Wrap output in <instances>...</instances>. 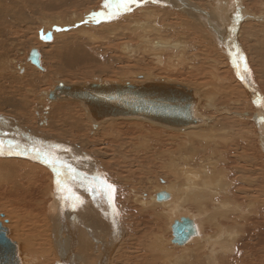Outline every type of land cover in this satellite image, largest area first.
<instances>
[{"label":"bare ground","instance_id":"obj_1","mask_svg":"<svg viewBox=\"0 0 264 264\" xmlns=\"http://www.w3.org/2000/svg\"><path fill=\"white\" fill-rule=\"evenodd\" d=\"M204 1L207 3V5H205L206 7L200 3L201 0H139L138 4L130 5L129 9L123 14H118L115 17L109 18L107 15H96V17L92 16L93 13H107L109 11V9L104 8L106 0H36V2L35 0H0V140H2L5 145V154L0 155V208L9 209L7 212L4 211L5 213H0V215L4 214V217L1 218V222H8L10 232L15 236V238L13 235H10V237H13L12 239L19 243L18 252L17 243L12 241L7 234V238L15 244V256L18 258L20 264H47V262L48 264H114L118 260H121L124 264H128L132 257L135 256L140 258V261L143 262L142 264H184L190 259L188 258L189 256H184L186 254L181 253V251H188L186 250L187 248H189L191 251L196 247H199L201 251L203 249H208L205 253L204 261L206 264H215L214 262L216 261L217 254H220V252L231 253L234 250L235 246L233 247V245L235 239L238 238V230L232 228V223L225 225L223 222H220V218L218 217H221L222 220L233 219L232 204L234 201L232 203V197L236 195V199L239 195L235 194L232 196V181L226 184V179L223 178V182L219 175H217L219 177L218 178L216 176L214 177L212 175L213 173L210 175L211 172L202 173V171L206 172V170L202 169V165H204L205 163L203 162H207V160L205 159L204 161L202 158L203 162L201 164V160L196 159L197 154H194L195 151L192 149L193 144L190 145L192 143L191 138H194L190 133L192 129L200 128V132L201 129H203V131L206 133L205 138L207 140H209V137H211L210 133L216 132L218 127H221V130L224 131L222 125L220 126V122L213 119H216L218 115L221 116L220 112L223 114H229V111L225 107H221L222 110H217L218 114L215 115V112L213 111L215 105H212L213 100L211 102L209 101L208 94L204 95L203 93L202 96L198 90H191L195 99V105L198 98L197 105L193 108V114L195 119L199 120L200 124H202L200 127L197 126L196 128H186L182 130L187 137L185 136L183 141L176 143L177 146H175L176 149L173 152V142H170L171 140L169 141L168 138L165 140H159L156 138L155 144H151L152 146L146 144V149H142L141 153H138L133 158H129L127 160L122 154L123 147L121 144H124L122 140H124L125 137L129 135V133H123L121 128L116 130L115 127L117 125L115 126V124H113V122H119L121 120L115 119L99 122L103 119L95 120L93 117H91L90 112L81 102H79V105L77 104L80 108L79 110L82 112L81 116L79 117L80 119L77 118L74 122H72V120L75 118L72 117L71 119L68 118L67 123L64 121L62 122L71 127V130L68 133H71L72 129H80L83 132L86 131L91 135V137L93 135H99L101 132L105 133V135H102H104L108 142L104 143V147L101 149L93 148L96 146L95 144H93V147L92 145H90L91 147L89 146L90 140H88L86 132L82 135V137L80 136L81 139L79 138L77 143L71 142L69 139V134L65 135V138H59L54 133L50 134V129H55L56 124L53 126L52 123H54L53 121L56 120L55 116L57 115H53L54 120L52 121L50 117L52 116L50 115L52 113L49 111L48 112L50 114L48 112H46V114L50 116H43L44 121L40 122L41 125L33 129H30L24 125L22 126V122H24V120L21 118L23 115L12 112V110H23L25 108V103H27V99L23 98L28 95L27 93H32V95H34V93H36V89H34V87L36 88L38 85L37 84L35 86V83H42L40 82L41 78H39V73H42L45 67L42 52L37 48L30 49L29 47V51L24 50L23 48H25L26 44L32 42V39L41 40L40 36L46 34L47 32L52 34V42L46 43L45 46L49 49L48 51H50V58H55L58 61V63L53 64V69L55 68V71L61 67H63V69L67 68L70 70L73 67H79L83 69L85 65L90 62H101V64L104 63L102 60H104L105 56L98 53V57L96 56L97 58H94L90 53H88L90 49L87 48L88 50H85V47L96 43L102 44L96 46L98 49L102 48L104 50L107 48L104 51L109 54L110 52L108 51L113 45L112 43L117 42V47L119 50L109 54L110 57H108L109 59H115L116 61L119 60L124 62V64L125 62L127 63V60L130 58L123 55L122 51H125L124 49H131L134 52H140V54L144 56H156L154 59L156 62L154 61V63L162 62L166 54L167 57L170 56L171 59L183 61L184 58L186 59L185 53H188L189 51L186 49L187 52H185L183 49L184 46L181 44L186 45L190 43L191 46L192 44H195L201 48L204 54H207V52L211 53L213 57H215L214 61H216V63L217 58L220 63L222 62L220 61V58L223 57L225 63H228L229 68L227 69L230 71L231 69L234 71L232 61L238 63V69L237 71H234L237 72L238 75L236 76V73L234 74L239 83H241L244 87L245 91L249 93L250 97L255 99L259 106L258 109L256 108V114L260 117L255 115L254 118L255 125L257 127L256 133L258 134V144L261 150L260 153L261 155H264V99L257 92L254 83L249 79L245 67L248 62L246 59L248 60V58L245 54H243L244 51L241 45H238L239 41L242 40V37H246L245 44L247 45L248 53L251 54L257 67H259V77L264 80V30H257V28H259L258 26H262V28L264 26V10H255V8L251 9L248 7L250 5L245 6V0ZM256 1L257 0H246V3H253ZM243 6H245L244 10ZM29 9L31 10V13H27V10ZM80 9H83L84 13L79 12ZM111 10L115 11L114 8ZM41 11L54 13L49 21H47L48 19H45L46 22H42L44 30L38 33L34 32V35L30 37L28 33H30V31L33 29L31 28L29 31H27V25L30 22H36V20L43 21L44 17H46L43 16L44 12L40 15H37V13ZM63 13L64 16L61 15ZM57 14L60 15L57 17ZM104 17H106L109 22L99 21ZM34 25L35 24H33V28H35ZM30 26H32V24ZM37 26L40 27L39 25ZM62 28H67V30L65 31ZM175 30L180 31H178L179 33L177 37L173 38L176 35L173 33ZM42 44L44 45V43ZM31 50H36L40 55L39 67L32 65L28 60ZM197 50L199 51V49ZM99 52H101V50H99ZM128 53L130 54L133 52ZM237 53L244 59H238ZM220 54L222 56H220ZM19 58L22 61H20ZM206 60L208 61L207 58ZM110 61L107 60V62ZM166 62V65L169 64L170 61L168 58L166 59ZM178 62L179 61H177V64ZM138 63V61H135L133 64L130 63V65H138ZM50 65L49 67L52 66ZM107 65H109V63ZM130 65H128V67ZM170 67L172 66L170 65ZM61 69L59 70L61 71ZM111 69H113V66ZM105 70L104 72H107ZM157 71L158 70H156V72ZM211 72H213V70ZM104 77L103 80L107 79ZM125 77L127 78V76ZM148 77L151 78V75ZM126 78H121L120 83H129L127 82L129 80H126ZM138 78H140V75ZM146 78L147 77H145V79ZM193 81L196 82V80H192V82ZM221 81L225 82L226 80ZM13 82L16 83L15 86L17 87H14ZM157 82L160 81L157 80ZM101 83H103V81ZM81 84L78 87L86 86V84ZM115 84L117 83L115 82ZM195 84L192 83V85ZM187 85L189 86V84ZM187 85L186 87H188ZM192 85L190 84V86ZM251 87L253 88L252 92L249 91ZM189 88L190 87H188V89ZM191 88H193V86ZM50 92H52V90ZM50 92L42 90L38 96L40 95L39 97L45 100L44 102L49 104V102H52V99L48 98V94ZM225 94L229 95L227 92ZM20 96L23 100L19 101L17 97ZM30 98H32L31 95ZM57 99L68 100L65 98ZM46 100H48V102ZM4 105H9L12 110L10 112L9 110L4 111L3 108H1V106ZM209 111H213L214 113L210 114L208 113ZM249 119H251V116ZM129 120L140 123L147 122V124L149 123L152 126L154 125L152 123L153 121L148 122L149 119L146 121H144V119ZM124 121H127V119ZM229 122L231 123L230 125H232V117L230 118ZM107 124L109 126H106ZM48 125L52 126L50 127ZM157 127L164 129L162 126ZM165 127L167 129V126ZM43 128L50 129L43 130ZM218 130L220 129L218 128ZM106 131L108 132L106 133ZM228 132H230V129ZM160 133L163 134V132ZM200 138L202 139V136ZM143 139L148 141L147 138ZM120 140L122 143H119ZM8 141L19 142L22 145L39 149L41 152L47 151L50 154L51 160L56 164V170L62 173L61 187L57 189L56 186V171L53 170L49 163L44 162L42 158H36V153L34 151L25 156L8 155ZM115 142L119 144L115 145ZM114 147L116 148L114 149ZM126 148L124 150H126ZM155 150L162 156L164 154H168V159L166 160L167 162L164 161L165 167L163 168L164 170L167 168L168 172H170L171 175L175 177H171V179H173L172 182L164 181V184L162 185L156 181L154 184H152L153 181L150 180L151 183L149 184L151 185L149 188L147 187L143 189L140 187L142 185H137L138 183L134 184L135 186L131 185L132 187H129L127 186L128 184H125L124 182L126 177L122 178L120 177L121 174L120 176L118 175L120 171L118 167H116V172L112 171L113 166L111 167V165L114 164L118 166L119 164L120 166L124 160L126 161L123 164L124 166L122 165V168L127 166L129 169H131L134 167L133 163L137 164L138 168H142L144 163L153 162ZM132 151L134 152V150ZM112 154L113 156H111ZM57 157L59 158L58 160L56 159ZM236 157L234 159H237ZM141 158H143L144 162L139 161ZM214 158H216V156ZM221 160L222 159L219 161ZM107 161H112V163L109 164V167H107V164H105ZM160 163L162 164V162ZM64 165H68L70 169L74 170V173H70L69 170L64 167ZM207 167H210V165ZM100 168L103 170L109 169V171L113 173L112 175H114L113 179L111 178L112 175L108 176L104 174L105 172L101 171ZM128 173H130V171ZM225 173H227V171L224 172L223 175H225ZM73 174L76 175L77 179L71 178ZM43 176L46 177L45 180ZM95 176L106 178L107 182L111 183L115 187L116 185L118 187H122V199L119 200V197L117 199L115 197L116 203L114 202V206L117 208V210L114 207H109L107 199L101 193L99 180L93 181V177ZM83 177H87V179L83 180L82 182ZM179 177H183V179H178ZM130 183H132V181ZM141 190H145L146 192H141ZM244 190L246 191V189ZM223 191H225V193H223ZM160 192H166L169 195V198L167 200L157 201L156 195ZM93 193H97V195L93 196ZM217 193H223L222 196L224 195L222 198L223 200H220V202H218L220 198L217 200L215 199L216 197H213ZM227 194H229V196L231 195L232 197H228ZM77 197H79V201H77ZM245 197L247 198L246 195ZM242 200L240 202L244 203ZM127 201L131 202L133 205L135 204V210H138L137 214L140 212H142V214L150 213L149 215L153 217L152 219L154 221L163 219L164 222L166 220V223L164 222V224H167L168 231L170 232V238L164 239L162 234H160L159 236H155L154 240H152L154 243L152 241H148L150 242L149 246L146 244L142 246L140 244L141 247L139 248L138 245H136L138 237H140L142 240L145 239L148 233L147 229L151 228L152 226H150L147 222L145 227L141 229L138 228V232L141 231L140 236L136 230H134V228H128L132 225L131 223H128L129 226H123L122 220H127V217L126 219L123 218L125 214V203H127ZM235 204H233V206ZM238 208L236 206L233 209L236 210L235 212H237V210H240ZM114 213H118V216H116L115 225L113 224ZM182 217L188 218L193 222L196 235L191 236L185 244L178 246L172 244L173 236L171 226L175 220H180ZM237 219L241 220L243 217H239ZM206 226L213 229L212 233L209 235H202ZM173 248H176L177 250L180 249V251H178L180 256H175V254L171 252ZM133 252L136 254H131ZM198 255L199 254L197 253V257ZM190 258H192V256ZM201 261L202 260H200V262ZM190 262L192 263V260L189 261V264H191Z\"/></svg>","mask_w":264,"mask_h":264},{"label":"rangeland","instance_id":"obj_2","mask_svg":"<svg viewBox=\"0 0 264 264\" xmlns=\"http://www.w3.org/2000/svg\"><path fill=\"white\" fill-rule=\"evenodd\" d=\"M32 1H34V0H32ZM40 1H43V0H40ZM203 1L204 0H201L200 3L203 6L207 5V3L205 1L204 2ZM35 2H36V0H35ZM244 5L245 6L250 5L248 7H250L251 9L255 8V10L256 9L264 10V8H263L264 7V0H257L256 2H253V3L252 2H250V3L247 2L246 3V0H245ZM258 5H260V6H258ZM245 6H243V10L245 9ZM43 12L41 11V12L37 13V15H40L41 13H43L44 14L43 16H46V17H44L43 21L42 20L41 21L40 20H38V21L36 20V22H38V23H36L34 21L32 23L30 22L28 24L29 26L27 25V28H28L27 31H29V29H31V28L33 29V30L30 31V33H28L30 37H32V35H34V32L35 33L42 32V30H44L42 22H44V21L46 22L47 19H48L47 21H49L51 16L54 13V12H45V11H43ZM79 12L84 13V10L80 9ZM27 13H31V10L30 9L27 10ZM58 15H60V14H57L56 16L58 17ZM61 15L64 16V13L61 14ZM96 15H97L96 13H93L92 16L95 17ZM59 18H61V17H59ZM99 21L100 22L101 21L102 22H109V20L106 19V17H104L103 19H100ZM31 24H32V26H30ZM33 24H35L34 27L36 29L33 28ZM37 25H39L40 27H38ZM258 27L259 28H257V30L258 29L259 30H264V26H263V28H262V26H258ZM39 28H40V30H39ZM178 31H180V30H178ZM178 31H176V30L173 31V33L176 34L173 38L177 37V35L179 33ZM43 35H45V34H43ZM96 38H100V37H96ZM245 38L242 37V40L239 41L240 44L238 42L237 43H238L239 46L241 45V47H242V49L244 51L243 54H245L246 57L248 58V60L246 59V61H248L247 64L245 63L246 64V66H245L246 67V72L248 73L249 79L254 83V85H255V87L257 89V92L264 99V80L261 79V77H259V74H258L259 67H257L256 63L254 62V58L251 56V54L248 53L247 45L245 44V42H246ZM40 39H41V36H40ZM51 42L52 41L44 42V41H41V40L32 39V42H30L29 44H26L25 48H23L24 50H28V51H29V47H30V49L31 48L40 49V51L42 52V55H43V60H44V65H45V67L43 65L44 71H42V73H39V76H40L39 78H41L40 82H42V83H35V86L38 84L36 86V88L34 87V89H36L35 90L36 93H34V95H32V93L25 92V93L28 94L25 98H23V99H27V103H25V108L23 110L18 109V111L17 110L16 111L12 110V108L9 105L1 106V108H3L4 111L9 110V112H10L12 110V112H14L15 114L23 115L22 118H21V119L24 120V122H22V126L23 125L27 126L30 129L37 128V126L39 127L41 125L40 122L44 121L43 120V116L49 117L50 115H52L50 117H51V119L53 121L54 120L53 119L54 116L57 115V116H55L56 120L53 121L54 123H52L53 126H55V124H56L55 129L51 130L49 128L50 129L49 133L50 134L54 133L59 138H65V135L69 134V137H70L69 139L71 140V142L72 143H77L78 139L80 138V136L82 137V135L85 134L86 131L83 132L80 129L79 130L72 129V132L68 133L71 130V127L69 125L63 123L62 121L67 123L68 122V118L71 119L72 117H75L74 120H72V122H74L77 118L80 119L79 117L81 116L82 112L79 110L80 108L78 107L79 101L78 100L75 101V99H71V98H68V100H64V99L59 100V99L56 98V99H53L52 102H49V104H48V103L44 102L45 100H43L41 97H39L40 95L38 96V94H40V92L42 90H45L46 92L47 91L50 92L51 90L53 91L54 88L57 87V86H63V85H64L63 87L80 86L81 83L84 84V85L85 84L86 85L87 84H103L104 83V84H108V85L139 86V85H144L146 83H155L158 80L160 82L162 81L161 83H166V82L168 83L169 82L168 84H179V85H183L185 87H186L187 84H189V86L188 85L187 86L190 87V88L188 89V87H186L188 90H193V91H197L198 90L202 96H203V93H204V95L208 94L209 101L211 102L213 100L212 101V103H213L212 105L213 106L215 105L214 110H213L215 112V115L218 114L217 110L218 111L222 110L221 107H225L229 111V114H223L222 112H220L221 116L218 115L216 119H213V120H217V121L220 122V126L222 125V128H224V131L221 130V127L217 126L221 131L218 130V128H217V130L219 132L217 130H216V132H211L210 133L211 137H209L210 139L207 140L205 138L206 133H205V131H203V129H201V132H200V128L199 129H192V131H190V133L193 135L192 137H194V138H191V140H192L191 142L192 143L190 145L193 144L192 145V149L195 151L194 154H197L196 155L197 158L196 157L195 158L197 160L198 159L201 160V164H202L203 160L204 161H205V159L207 160V162L206 161L203 162L205 164L202 165V169L206 170V172L202 171V173H210L211 172L210 175L213 173L212 175L214 177L215 176L218 177L217 175H219V177L221 178L222 181H223V178H225L227 180L226 181L224 179L226 184H228V183H230L232 181V183H233L232 184V186H233L232 187V189H233L232 190V196L237 194V195H239L237 197L240 198L241 200L243 199L242 201H244V203L240 202L241 200L236 198V199L239 200V203H238V200L235 199L236 195L234 197H232L230 195L232 197V203H233V201H234L233 204L237 203L234 206L232 204V218L233 219L232 220L231 219L222 220L221 217H218V218H220L219 219L220 222H223L225 225L229 224V223H232L233 225H235V226L232 225V228L238 230V233H237V237L238 238L236 237L237 239H235V242H234V245H233V247L235 246L234 250H233L234 252L233 251L231 253H229V252H227V253L222 252L221 253L220 252V254L216 255V261L214 263L215 264L216 263L217 264H262V263H264V155L263 154L261 155V153H260L261 150H260V146L258 144L259 143L258 139H257L258 134L256 133L257 127L255 125V118H254V116L257 115L256 113H257V109L259 108V106H258V103L255 101V99L250 97L249 93H247V91H245V89L242 86V84L239 83L238 79L236 78V76L234 74L235 70L233 71V69H231V71H230V70L227 69V68H229V66H228V63H225L224 58L223 57L220 58V61H222L220 63H219V60L217 58L216 59L217 63H216V61H214L215 57H213V55L211 53L207 52L208 55L206 53L204 54V52H202L203 50L201 48H199L197 45L192 44V46H191V44L188 43L186 45L185 44H181L182 46H184L183 49H184L185 52L189 51L188 53H185L186 59L185 58L183 59V61L185 60L184 62L181 61V60L171 59L170 56L167 57V54H166L164 56L165 60L163 59L162 62H160V63H154V61L156 62V60H154L156 58V56H150V55L144 56V55L140 54V52H134L131 49H129V50L128 49H124L125 51H122L123 55L127 56V57H130L127 60V63L125 62V64H124V62H121L119 60L116 61L115 59H109V57H110L109 54H112L113 52H117L119 50L118 47H117V42L112 43L113 45L111 46L110 50L108 51V52H110L109 54L104 51L107 48L103 50L102 48H100V46H99L100 49H98V47H96L97 45H102V44L94 42L96 44L89 45L87 47L84 46L85 50L90 49L88 53H90L94 58L98 57V53H100L103 56H105L104 60H102V61H104V63L101 64V62H95V63L94 62H90V63L86 64L83 69H81L79 67H77V68L73 67L70 70V69H67V68L63 69V67H61L62 69L58 68L55 71V68L53 69V64L54 63L55 64L58 63V61L55 58H50V54H49L50 51H48L49 49L45 46L46 43H51ZM42 43H44V45ZM55 43H56V40H55ZM39 44H41V45H39ZM40 46H42V47H40ZM92 46H93V48H92ZM195 48L199 49V51L197 49H195ZM91 49L94 50V51H92ZM97 49H98V51H97ZM186 49H187V51H186ZM190 49H191V51H190ZM99 50H101L102 53L99 52ZM28 51H26V52H28ZM95 51H97V52H95ZM128 52H133V53L129 54ZM220 56H222V55L220 54ZM167 58H168V60L170 62H169V64L166 65V63H167L166 59ZM206 58L208 59L209 62L206 60ZM106 59L109 60V61L111 60V61L107 62ZM113 60H115V61H113ZM20 61H22V60L20 59ZM135 61L139 62L138 65H136V64L130 65V63L133 64V62H135ZM177 61H179L180 63L178 62V64H177ZM226 62H228V61H226ZM249 62H251V63H249ZM108 63H109V65H107ZM126 64H127V66H126ZM49 65L51 67H49ZM111 65L113 66V69H111V67H112ZM119 65H121L122 67L119 66ZM128 65H130L131 67L130 66L128 67ZM170 65L172 67H170ZM77 66H80V65H77ZM104 66H105V68H104ZM107 66H109V67H107ZM178 66H180V67H178ZM212 67H215L217 69L212 68ZM128 68H130V69H128ZM155 68H158V69H155ZM159 68H160V71H159ZM163 68H165V69H163ZM59 69H61V71ZM126 69H127V71L129 73L126 71ZM104 70L107 71V72H104ZM156 70H158L159 72L158 71L156 72ZM212 70L215 73L211 72ZM134 71H135V73H134ZM133 74H134V76H133ZM137 74L140 75V78H138L139 75H137ZM104 75H105V77L107 79L103 80ZM135 75H137L138 77L135 76ZM150 75H151V78L148 77ZM120 76H121L122 79L126 78L125 76H127L126 80H129V81H127L129 83H124V84L120 83V80H121ZM231 76H232V78H231ZM133 77H135V78H133ZM145 77H147V78L145 79ZM153 78H155V79H153ZM140 79H141V81H145V82H141ZM192 80H196V82L195 81L192 82ZM221 80H224V81L226 80V81L223 82ZM102 81H103V83H101ZM115 82L117 84H115ZM173 82H177V83H173ZM190 82H192L193 84L196 83L197 85L196 84L192 85V83H190ZM13 84H14V87H17V86H15V84H16L15 82H13ZM190 84L193 86V88H191L192 86H190ZM203 86H205V87H203ZM194 89H196V90H194ZM203 90H204V92H203ZM226 92L229 93V95H226L225 94ZM25 93H23V94H25ZM30 95H31L32 98H30ZM17 98L19 99V101L23 100L21 96L17 97ZM46 101L48 102V100H46ZM197 102H198V98H197ZM197 102H196V105H197ZM47 104L50 105V106H48ZM70 105H72V106H70ZM40 107H41V109H40ZM66 108H67V110H66ZM36 110H38L39 112L36 111ZM48 111L50 113H52V114H50ZM51 111H53V112H51ZM213 111H209L208 113L212 114V113H214ZM35 112H37V113H35ZM46 112H48L50 115L48 116L46 114ZM82 115H84V114H82ZM27 116H28V118H27ZM250 116H251V119H249ZM257 116H259V115H257ZM130 117L131 116L116 117V118L110 117V118L103 119V120L99 121V122H102V121L115 120V119L116 120H121L119 122L118 121L117 122H113V124H115V126L116 125L118 126V128H117V126L115 127L116 130H119L121 128V131L123 133H129V135L127 137H125L126 140L125 139L122 140L124 142V144L123 145L121 144V146L123 147L122 154L124 155L126 160L129 159V158H133L138 153H141L142 149H144V148L146 149V144L147 145L149 144V146H152L153 144H155L156 143V140H155L156 138L159 139V140H165L166 138H168L169 141L171 140L170 142H173V144H172V146H173L172 147V152H173L176 149V147H175V146H177L176 143H178L179 141H183L185 139L186 135L183 133L182 130H184L186 128H196L197 126L200 127L201 124H202V123L200 124V122H199L197 124L190 125L188 127H174L173 128V126H167V125H164V124H161V123L157 124V122H155L154 120H151V119L148 120L147 118H143V117H131V118ZM231 117H232V125H230L231 123L229 122ZM57 118H58V120L60 118V120L58 121ZM125 119H127V121H124ZM129 119H139V120H143L144 119V121L148 120V122L149 121L150 122L153 121L152 123L155 126L154 125L152 126L149 123L147 124V122H141L140 123V122H135V121L129 120ZM204 124H206V123H204ZM52 125H48V126L51 127ZM119 125H120V127H119ZM134 125H139V126H134ZM156 125L157 126H162L164 129H161V128L157 127ZM106 126H109V125L107 124ZM165 126H167L168 130L166 129ZM137 127L139 128V130H138ZM47 129L48 128H43V130H47ZM229 129H230V132H228ZM231 130H232V133H231ZM63 132H65V133H63ZM107 132L108 131H106V133ZM160 132H163V134H165V135H163ZM102 134L105 135V133L101 132L99 135H93L91 137V135L86 132V135L88 136L87 138H88V140H90L89 146L92 145V147H93V144H95L96 146H94L93 148H95V149L96 148L97 149L103 148L104 147V143H107L108 141L106 140V138ZM197 135H198V137H197ZM162 136H163V138H162ZM201 136H202V139L200 138ZM152 137H154V138H152ZM143 138H145V139L147 138L148 141L144 140ZM200 139H201V141H200ZM170 142H168V143H170ZM238 142H240V143H238ZM119 143H122L121 140H120ZM119 143H116L115 145H118ZM204 143L207 144V145H205ZM124 147L125 148L127 147L126 150H124L125 149ZM247 147H248V149H247ZM115 148L116 147H114V149ZM130 148L132 150H134V152ZM139 148H141V149H139ZM213 148H214V150H213ZM155 149H158V148H155ZM136 150H137V152H136ZM106 154H107V150H106ZM154 154H155V156H153V162L144 163L142 168H138L137 167L138 165L135 164V163H133V166H134V167H132L133 169L132 168L129 169V167H127V166L125 168H122L124 166L123 165L124 162L126 161V160H124V162L122 164H120V166H119V164H118V166H116L114 164L111 165V167L113 166L112 167L113 168L112 171L116 172L117 171L116 167H118V169L120 170L118 175L120 176V174H121L120 177H122V178L126 177L124 182H125V184H128L127 186H129V187H132L131 185H134V184L138 183L137 185L138 186L142 185L140 187H142L144 189V188H147V187L149 188L150 187L151 184H149V183H151V181H153L152 184H154L155 181H156L157 183L162 184V185L164 184V181L165 182H168V181L172 182L173 179H171V177L172 178H175V177H173L171 175V173L168 172L167 168H165V170L163 168V167H165L164 161L167 162L166 160L168 159L167 158L168 154H166V155L164 154L162 156L156 150H155ZM128 155H129V157H128ZM220 155H221V157H220ZM111 156H113V154ZM215 156H216L217 159L214 158ZM218 156H219V158H218ZM211 157L213 158V162H212V158ZM235 157L237 159H234ZM202 158H203V160H202ZM220 159H222V160L219 161ZM214 160H215V162H214ZM217 160H218V162H217ZM223 160H224V162H223ZM139 161L140 162H144L143 158H141ZM160 162H162V164ZM110 163H112V161H107L105 164H107V167H109ZM214 163H215V166H214ZM209 165L212 168L207 167ZM152 166H153L154 169L152 168ZM159 166H160V170H159ZM126 168H128V169H126ZM125 169H126V171L124 172ZM101 171L105 172L104 174H106L108 176L109 175L111 176L113 174L111 171H109V169L108 170L101 169ZM129 171H130V173H128ZM153 171H154V173H153ZM157 171L161 175L158 174ZM216 171H217V173H216ZM226 171H227V173H225V175H223L224 172H226ZM166 173H168V174H166ZM228 173H230V174H228ZM220 175H222L223 177L220 176ZM113 176L114 175L111 176L112 179H113ZM154 176H155V178H154ZM43 178L45 180L46 177L43 176ZM178 179H183V177L182 178L179 177ZM130 180L132 181V183H130L131 182ZM141 182H143V183H141ZM45 183H46V181H45ZM234 186H237V187H234ZM217 188H219V187H217ZM115 189H116V193H115L116 199L118 197H119L118 198L119 200L122 199L121 198L122 195H123L122 187L121 186L118 187L116 185ZM225 189H227V188H225ZM244 189H246V191ZM218 190H221V189H218ZM243 191H244V193H243ZM141 192H146V191L145 190L144 191L141 190ZM223 193H225V191H223ZM223 193H217L213 197L214 198L216 197L215 199H217V200L220 198L219 201H218V202H220V200H223L222 199L224 197V195L222 196ZM245 195L247 196V198L245 197ZM227 196L230 197L229 194H227ZM242 196H244V197H242ZM248 197H249V199H248ZM125 204H126L125 205V214H124L123 218L126 219V217H127V220H122L123 226H127L128 223H131L132 225L130 227H128V228H131V229L134 228V230H136V232L138 233L139 236H140V232H141V231L138 232L139 229L145 227L147 222H148V224L150 226H152L151 228L147 229L148 230L147 237H146L147 239L145 238V239L142 240L140 237H138V240L136 241V245H138L139 248L141 247V245L144 246L145 244L149 246L150 242L152 240H154L155 236H157V235L159 236L160 234H162L164 239H167V238L169 239L170 238V232L168 231L167 224H164V222L166 220L164 222H163V219L154 221L152 219L153 217H151V215H149L150 213H143L142 214V212H140L139 214H137L138 210H135V206H134L135 204L133 205L129 201H127V203H125ZM242 204H243V206H242ZM236 206H237V208L239 207L238 209H240V210H237L238 213L235 212L236 210L233 209ZM243 207H245V208H243ZM114 208L117 210V208L115 206H114ZM191 208H193V207H191ZM2 209L0 208V213H5V212H7V210H9V209H6V208H2ZM134 211H135V215L136 216L134 215ZM3 217H4V214L0 215V223L3 225V227L5 226L4 228H6V229L8 228L7 230H8L9 238L12 241L17 243L18 252H19V243L12 239L13 237L15 238V236L13 234H11V232H10L9 223L6 222V221L5 222L3 221L4 223L1 222V220H2L1 218H3ZM239 217L240 218L243 217V219H241V220L237 219ZM229 220H230V222H229ZM9 221H10V219H9ZM162 224H164V225H162ZM258 227H259V229H258ZM208 229H210V230H208ZM212 230L213 229L208 228V226H206L202 235H206V234L209 235V234L212 233ZM10 235H13V237H10ZM148 241H150V242H148ZM176 248H173V250H171V252L173 254H175V256H178V255L180 256V253H178V251H180V249L177 250ZM194 249L191 250L192 252L190 251L189 248L186 249L188 251H183V252L181 251V253L186 254L184 256H187V257L189 256L188 258L190 260H188L186 262L189 264V261L192 260V263L190 262L191 264H206V262L204 261L205 260L204 256H205V253L207 252L208 249H203L202 251L199 249V247H196ZM197 253L199 254L198 257H197ZM131 254H136V253L133 252ZM131 254H128V255H131ZM226 255H228V256H226ZM191 256H192L193 259L190 258ZM136 258H138L139 260L136 259ZM200 260H202V261L200 262ZM182 261H184V260H182ZM117 262H115L114 264H121V263L124 264L121 260H118ZM186 262L184 264H187ZM139 263L142 264L143 262L140 261V258L136 257V256L132 257L131 261L128 262V264H139ZM47 264H48V262H47Z\"/></svg>","mask_w":264,"mask_h":264},{"label":"water","instance_id":"obj_3","mask_svg":"<svg viewBox=\"0 0 264 264\" xmlns=\"http://www.w3.org/2000/svg\"><path fill=\"white\" fill-rule=\"evenodd\" d=\"M62 29L67 30V28ZM41 40L50 42L52 34L48 32L41 35ZM39 58L40 55L36 50L30 51L28 60L32 65L39 67ZM232 66L237 71L238 63L232 61ZM235 73L237 76V72ZM252 89L251 87L249 91L252 92ZM48 98L78 100L84 104L95 120L131 116L151 119L173 127L199 123L193 114L195 106L193 92L179 84L155 82L139 86L108 84H89L84 87L57 86L49 93ZM168 198L166 192L156 195L157 201ZM171 230L172 244L178 246L185 244L191 236L196 235L195 226L188 218L175 220ZM7 234V229L0 224V264H20L15 256V244L7 238Z\"/></svg>","mask_w":264,"mask_h":264},{"label":"snow or ice","instance_id":"obj_4","mask_svg":"<svg viewBox=\"0 0 264 264\" xmlns=\"http://www.w3.org/2000/svg\"><path fill=\"white\" fill-rule=\"evenodd\" d=\"M138 3H139V0H106L104 4V8L109 9V11L107 13L101 12V13H98L97 15L99 16L107 15L109 18L115 17L118 14H123L126 10L129 9L130 5L138 4ZM113 8L115 9V11L111 10ZM237 56H238V59L240 60L244 59L242 56H239L238 53H237ZM4 149H5L4 142L0 140V155L5 154ZM7 150H8L7 151L8 155H17V156H25V155H28L30 152L34 151L36 153V158H42L44 162L49 163L50 166L53 168V170L56 171V174H57L56 186H57V189L61 187L62 173L56 170V164L55 162L51 160L50 154L47 151L41 152L39 149H35L27 145H22L19 142H13V141H8ZM56 159L58 160L59 158L57 157ZM64 167L68 169L70 173H74V170L70 169L68 165H64ZM71 178L77 179L75 174H73ZM86 179L87 177H83L82 182L83 180H86ZM96 180H99L101 193L107 199L109 207H114L115 193H116L115 186L112 185L111 183H108L106 178H101L100 176L93 177V181H96ZM95 195H97V193H93V196ZM76 199L77 201H79V197H77ZM116 216H118V213H114V216H113L114 225L116 224Z\"/></svg>","mask_w":264,"mask_h":264}]
</instances>
